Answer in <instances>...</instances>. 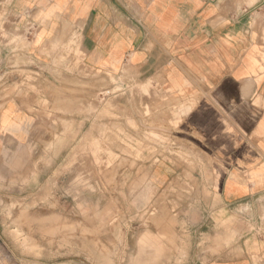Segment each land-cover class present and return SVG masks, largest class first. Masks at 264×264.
<instances>
[{"label": "rangeland", "instance_id": "374dc122", "mask_svg": "<svg viewBox=\"0 0 264 264\" xmlns=\"http://www.w3.org/2000/svg\"><path fill=\"white\" fill-rule=\"evenodd\" d=\"M18 5L0 0V119L15 118L18 138L3 152L0 223L20 264H191L256 249L257 207L221 206L208 161L179 136L193 96L87 67L80 27L44 39L50 20Z\"/></svg>", "mask_w": 264, "mask_h": 264}, {"label": "crops", "instance_id": "0c3cea01", "mask_svg": "<svg viewBox=\"0 0 264 264\" xmlns=\"http://www.w3.org/2000/svg\"><path fill=\"white\" fill-rule=\"evenodd\" d=\"M18 4L37 12L42 21L50 20L41 28L44 39L67 36L71 28L80 27L87 67L127 68L147 82L160 81L173 94L193 96V108L179 128L184 137L179 136L189 139L208 161V186L221 206L257 207L263 240L256 249L244 244L240 252L226 251L225 257L191 264H264V0ZM14 120L1 113L0 173L3 152L18 144L10 132ZM0 262L20 264L1 223Z\"/></svg>", "mask_w": 264, "mask_h": 264}]
</instances>
